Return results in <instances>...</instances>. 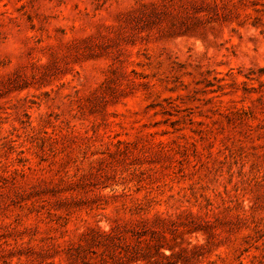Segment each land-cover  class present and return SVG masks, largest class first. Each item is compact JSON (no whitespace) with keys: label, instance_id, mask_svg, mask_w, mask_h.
I'll return each mask as SVG.
<instances>
[{"label":"rangeland","instance_id":"1","mask_svg":"<svg viewBox=\"0 0 264 264\" xmlns=\"http://www.w3.org/2000/svg\"><path fill=\"white\" fill-rule=\"evenodd\" d=\"M0 264H264V0H0Z\"/></svg>","mask_w":264,"mask_h":264}]
</instances>
